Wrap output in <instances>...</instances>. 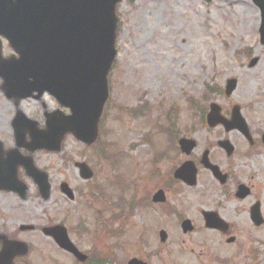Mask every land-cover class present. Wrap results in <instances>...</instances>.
I'll list each match as a JSON object with an SVG mask.
<instances>
[{"label":"rangeland","instance_id":"374dc122","mask_svg":"<svg viewBox=\"0 0 264 264\" xmlns=\"http://www.w3.org/2000/svg\"><path fill=\"white\" fill-rule=\"evenodd\" d=\"M117 14V55L108 77L109 103L100 124L104 133L100 134L101 144L96 154L67 138L61 154L40 155L37 160L49 175L51 196L44 202L35 193L16 215L32 216L41 222H62L73 229L83 225L85 231L78 230L77 236L71 239H80L82 244L97 239L103 247L109 246L115 255L113 264H123L130 256H147L153 252L160 256L153 258L151 264H249L251 250H257L258 264H264V226L255 229L245 225L246 222L230 225L229 235L235 237L232 246L218 232L204 230L200 213L209 210V203L198 195L202 187L171 199V207H177L175 213L163 214L147 207L145 201L146 196L163 185L157 179L159 172L166 175L182 160L178 156L175 159L172 141H167V134L161 133L168 125L165 113L170 105H175L171 130L178 136L193 138L198 149L221 137L240 142L236 131L227 133L222 128L201 127L200 119L186 105L187 96L198 98L205 85L222 86L227 76H235L238 83L230 101L241 105L242 115L250 127L264 130V48L256 34L260 19L257 9L250 0H211L210 4L203 0H126L119 5ZM244 50L257 58L254 67L241 69L240 64L249 60L245 61L241 54ZM213 99L227 108L229 101ZM144 102L155 107L153 113L148 109L143 112L146 116L129 115V109H137ZM35 103L28 101L29 110L39 105ZM47 107L52 108L48 101ZM4 110L0 108V135L8 133L9 113L4 114ZM142 137L147 140L143 141ZM101 150L105 151L104 156L99 153ZM164 150L169 157L153 162ZM120 152L123 159L119 154L114 169L109 162ZM65 156L72 162L66 163ZM81 161L93 171L88 185L80 180L73 166L74 162ZM110 178L113 180L109 181ZM62 181L75 190L86 191V187L98 186L106 199L93 200L79 195L76 203L63 204L58 191ZM115 181L118 182L115 184ZM131 196L135 207L128 216L118 220L125 224H112L108 227L111 231L105 228L104 219L119 214L106 207L108 199H111L109 204L120 199L121 211L128 213L123 205ZM235 211L238 213L239 208ZM99 214L102 217L96 220ZM180 214L201 225L200 231L183 234L176 222ZM160 229L167 233L165 243L158 240ZM26 236L46 238L29 233L23 234V239ZM36 246L38 253H51L41 245Z\"/></svg>","mask_w":264,"mask_h":264},{"label":"water","instance_id":"95a60500","mask_svg":"<svg viewBox=\"0 0 264 264\" xmlns=\"http://www.w3.org/2000/svg\"><path fill=\"white\" fill-rule=\"evenodd\" d=\"M120 1L15 0L12 4H0V24L9 32L19 55L15 63L5 66L3 75L10 77L17 70L20 82L14 87L18 94L37 92L40 96L46 91L71 111L70 116L47 115L44 130L38 133L42 138L33 149L58 151L66 134H72L87 145L96 140L97 123L106 99V75L116 53L115 9ZM259 5L263 15L261 40L264 42V3ZM226 144L223 146L228 148ZM193 146L191 141H180V148L186 154ZM79 168L81 177H91L84 165ZM36 173L33 169L34 176ZM40 178L43 179L40 188L47 197V177L42 175ZM62 189L67 191L64 185ZM203 215L208 227H224L217 225L218 220L214 223L207 219V213ZM188 225L183 223L184 232L190 230ZM55 231L58 233L62 229ZM165 238V233L160 232V240L163 242ZM5 256L0 257V263L4 262ZM129 264L141 263L132 260Z\"/></svg>","mask_w":264,"mask_h":264},{"label":"flooded vegetation","instance_id":"af4514ba","mask_svg":"<svg viewBox=\"0 0 264 264\" xmlns=\"http://www.w3.org/2000/svg\"><path fill=\"white\" fill-rule=\"evenodd\" d=\"M1 49L5 57L11 54L9 46L4 40L1 41ZM256 63L257 61L252 67ZM0 90H2L1 78ZM6 101L1 100L0 102V108L5 109L4 114L9 113L8 133H2L1 129L2 134L0 135V152L2 159H4V167L0 169V205L3 204L0 208V233L7 240H22L28 246V252L24 255L17 256L13 264L112 263L114 261L112 249L109 246L108 248L103 247L97 239L90 240L85 244H82L80 239H73L76 248L84 254V259L79 260L73 254L59 248L52 238H46L48 241L42 238L36 239L43 242L40 244L43 246V250L51 252L47 255L32 251L33 249H31L29 241H33L34 239L18 238L20 235L40 231L43 226H52L53 224L33 219L32 216H25L23 218L16 215L21 207L26 206L30 202L32 196L37 193V189L35 188L33 179H31L25 169L19 166L16 161H13L11 156L6 157V153L11 152L15 144L13 130V118L15 115L14 103ZM233 105L235 103L228 105L229 114ZM221 111L223 112V107H221ZM249 132L250 136L248 138L240 134V142L234 143L230 141L233 146L230 152L223 150L218 145V142L225 139V137L218 138L210 145L199 149L196 143L195 149L184 159L179 148L176 146L174 152L175 159H178L177 156H179L182 160L178 164L175 163L176 165L171 170V173L158 177L163 182V185L158 186V190L161 189L164 191L166 201L163 204H156V206L160 209H169L172 211L174 209L171 207V199L174 195H180L179 193L183 191H193L195 187L200 186L202 187V191L198 192V195L202 200L208 201L209 210L216 212L226 225H238L241 222H246L245 225H253L250 219V211L253 208L260 210L264 221V144L261 141L262 132L253 127H250ZM184 137L193 139L189 136ZM25 140L27 141V135H25ZM205 151L208 152L207 158L210 164L217 167L218 174H215L212 168H207L204 164H201ZM19 152L24 157L28 156V151L25 147L20 148ZM186 160L192 162L195 166L197 173V184L195 187H188L173 178V171ZM7 163H10V166H7ZM237 208H239L238 213L235 211ZM262 225H264V222ZM29 226L32 227L30 229L31 231H27ZM230 230L228 228L225 233L221 232L219 234L222 237L226 236L227 239L230 237L227 236ZM71 233L73 232L71 231ZM159 256L160 254H156L149 258L142 256L136 258L143 261L147 260L149 263L153 258L154 260L158 259ZM258 256L257 253L253 254L250 259V264H258Z\"/></svg>","mask_w":264,"mask_h":264},{"label":"bare ground","instance_id":"6f19581e","mask_svg":"<svg viewBox=\"0 0 264 264\" xmlns=\"http://www.w3.org/2000/svg\"><path fill=\"white\" fill-rule=\"evenodd\" d=\"M17 72H18L17 70H16V71H13V72H12V75L14 74V75H13V78H14V77H17V79L19 80L18 75H17ZM25 83H26V84H30L28 81H26Z\"/></svg>","mask_w":264,"mask_h":264}]
</instances>
